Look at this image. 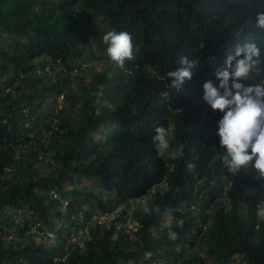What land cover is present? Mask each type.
<instances>
[{
    "label": "trees",
    "instance_id": "1",
    "mask_svg": "<svg viewBox=\"0 0 264 264\" xmlns=\"http://www.w3.org/2000/svg\"><path fill=\"white\" fill-rule=\"evenodd\" d=\"M77 4L130 33L137 58L123 69L109 57L108 67L77 62L86 38L69 11ZM262 12L264 0H0V264H50L63 254L59 264H264V179L254 168L227 171L216 125L223 113L203 100L204 82L218 86L215 71L238 43L252 39L262 53L245 83L264 77ZM183 56L197 68L166 99L167 73ZM159 126L173 148L184 145L181 159L157 156ZM134 198L150 211L139 204L129 228ZM104 213L101 224L91 220ZM54 221L57 249L43 239ZM82 224L79 246L69 235Z\"/></svg>",
    "mask_w": 264,
    "mask_h": 264
},
{
    "label": "clouds",
    "instance_id": "2",
    "mask_svg": "<svg viewBox=\"0 0 264 264\" xmlns=\"http://www.w3.org/2000/svg\"><path fill=\"white\" fill-rule=\"evenodd\" d=\"M255 27L264 29V12L257 14ZM103 42L107 45L106 51L110 60L122 69L126 61L137 58L131 34L126 31H108L103 36ZM204 46L203 42L199 45L200 49ZM261 56V49L254 40L238 43L234 55L226 56L224 61L226 67H219L215 71V76L219 80L218 86L210 79L203 84V100L210 106L209 109L223 113L216 121L217 135L220 138V146L225 149L222 163L233 176L242 170L247 172L254 168L258 178L264 179V77L255 85L245 83L260 71ZM179 63L180 68L167 73V77L171 78L169 90L161 93L166 99L170 96V90L182 92L186 81L192 78L193 70L197 68V61L187 56L181 57ZM173 139L165 127L159 126L155 129L152 140L158 157L167 155L172 160H179L184 156V145L179 144L173 148ZM187 167L192 170L195 166L189 163ZM250 191L254 193V190ZM255 196L260 199V196ZM138 200L134 198L131 201L135 203ZM140 204L143 211L149 213V201L144 199ZM259 205L257 215L264 217V203ZM154 210L159 211L158 208ZM168 238L175 240L178 233L169 231ZM144 256L151 258L152 253L145 252Z\"/></svg>",
    "mask_w": 264,
    "mask_h": 264
},
{
    "label": "rangeland",
    "instance_id": "3",
    "mask_svg": "<svg viewBox=\"0 0 264 264\" xmlns=\"http://www.w3.org/2000/svg\"><path fill=\"white\" fill-rule=\"evenodd\" d=\"M69 11H72L73 13H75V17H76L75 21L77 22L78 26L83 29V32L86 35V38L80 37V39H79L80 40L79 41V47L83 51V57L84 58L83 57H76L75 60L77 62H81V61L86 60V62L91 63L94 67H97L99 63L101 65L104 64L108 58V55H107L106 49L105 48L103 49V45H104L103 36L108 31H111L108 23L104 20L103 17H94V16L90 17V12H92V11L91 10H85L83 7L79 6L78 4L73 6V7H70ZM0 43L2 44V42H0ZM5 43H6V41L3 44H5ZM105 67H108L107 62L105 63ZM70 74L75 75L76 73H73V74L70 73ZM63 75H65V74H63ZM54 107H55V111L60 109L59 108V102L57 99H56V102L54 104ZM45 155H46V153H45ZM42 165L43 164H41V167H42ZM37 169H39V171H41V172H44V171H46L45 169H47V167H45V169H41L40 167H38ZM141 200H138L137 202H135L127 210V213H128L127 216L131 215V218H128V220L126 221L127 222L126 224L129 228H134V226H135V220L133 219L134 218L133 215L138 209H140L139 206L141 205L140 204ZM64 203H66V202L64 201ZM118 208H121V207L119 206ZM106 219H107V217L105 218V220ZM53 223L54 224H52L51 226H48L46 228V231H45L46 237L43 239L45 240V242L47 244H51L54 249H57V244L59 243V238H58V235L56 234L55 230L57 228L61 227V225H60L61 223L58 221H54ZM165 223L167 224V220L165 221ZM34 228L35 227H33L31 229L34 230ZM78 230H79V228H77V232H78ZM104 230H105V227H102L100 230V233H102ZM48 233H51V234L47 235ZM66 233H67V231H66ZM67 234H69V233H67Z\"/></svg>",
    "mask_w": 264,
    "mask_h": 264
},
{
    "label": "built area",
    "instance_id": "4",
    "mask_svg": "<svg viewBox=\"0 0 264 264\" xmlns=\"http://www.w3.org/2000/svg\"><path fill=\"white\" fill-rule=\"evenodd\" d=\"M63 99V95L59 94L58 97H57V100L59 102V108H61V101ZM54 122L56 120H53ZM44 156L42 154H39L38 155V159H42ZM37 165V164H35ZM106 216H105V213L104 214H95V215H92L91 216V220L101 224L104 220H105ZM88 231H87V225L86 224H82L80 225L79 227V230L78 232L76 233H72L69 235V240L71 242H75L77 243L79 246H83V243H84V240L86 238V236L88 235L87 234ZM51 233H48L47 235H50ZM65 258V255H61V256H55L53 258V260L51 261L50 264H59L60 261H63Z\"/></svg>",
    "mask_w": 264,
    "mask_h": 264
}]
</instances>
